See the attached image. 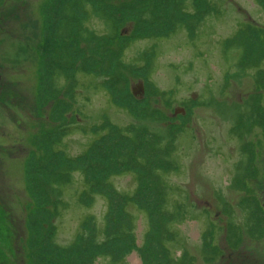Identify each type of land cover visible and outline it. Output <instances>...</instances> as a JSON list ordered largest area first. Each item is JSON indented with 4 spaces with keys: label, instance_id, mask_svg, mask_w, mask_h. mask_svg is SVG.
<instances>
[{
    "label": "rangeland",
    "instance_id": "1",
    "mask_svg": "<svg viewBox=\"0 0 264 264\" xmlns=\"http://www.w3.org/2000/svg\"><path fill=\"white\" fill-rule=\"evenodd\" d=\"M262 136L264 0H0V264H264Z\"/></svg>",
    "mask_w": 264,
    "mask_h": 264
},
{
    "label": "water",
    "instance_id": "2",
    "mask_svg": "<svg viewBox=\"0 0 264 264\" xmlns=\"http://www.w3.org/2000/svg\"><path fill=\"white\" fill-rule=\"evenodd\" d=\"M144 94V87L142 84H139L132 88V95L134 97L142 96ZM184 111L182 109L176 110L175 114H183Z\"/></svg>",
    "mask_w": 264,
    "mask_h": 264
},
{
    "label": "flooded vegetation",
    "instance_id": "3",
    "mask_svg": "<svg viewBox=\"0 0 264 264\" xmlns=\"http://www.w3.org/2000/svg\"><path fill=\"white\" fill-rule=\"evenodd\" d=\"M259 147H261L262 148V154H263V156H262V161H260V164L262 165V167H263V170H264V136H262V141H261V144L260 145H258ZM238 252V251H237ZM229 256H232V254H230ZM244 261H246V260H237V259H233V260H231V261H229L231 264H244ZM248 262H249V260H248ZM228 264V263H227Z\"/></svg>",
    "mask_w": 264,
    "mask_h": 264
},
{
    "label": "trees",
    "instance_id": "4",
    "mask_svg": "<svg viewBox=\"0 0 264 264\" xmlns=\"http://www.w3.org/2000/svg\"><path fill=\"white\" fill-rule=\"evenodd\" d=\"M61 8H63V7H61ZM118 36V35H117ZM116 36V37H117ZM106 40V39H105ZM121 47H123V44L122 43H120L119 44ZM42 49V48H41ZM41 49H40V51H41ZM43 50V49H42ZM43 65H44V63H42ZM101 77H102V81H101V83L103 84V86H104V89L106 90V88H105V84H104V80H105V78L101 75ZM107 78H110V77H107ZM107 92V91H106ZM108 93H110V91L108 92ZM112 94V95H111ZM156 95H157V92H156ZM110 96H111V100L113 101V102H115L116 100H115V95H114V93H110ZM116 103V102H115ZM152 114V113H151ZM149 120H151V121H155V119L154 118H148ZM165 124L166 125H170L169 124V122H165ZM169 127V126H168ZM170 128V127H169ZM3 151V150H2Z\"/></svg>",
    "mask_w": 264,
    "mask_h": 264
},
{
    "label": "bare ground",
    "instance_id": "5",
    "mask_svg": "<svg viewBox=\"0 0 264 264\" xmlns=\"http://www.w3.org/2000/svg\"><path fill=\"white\" fill-rule=\"evenodd\" d=\"M132 260H133V264H138V261L136 260L135 257H132Z\"/></svg>",
    "mask_w": 264,
    "mask_h": 264
}]
</instances>
